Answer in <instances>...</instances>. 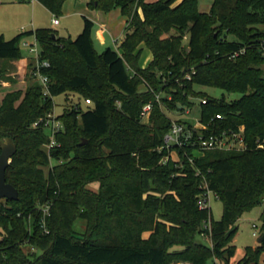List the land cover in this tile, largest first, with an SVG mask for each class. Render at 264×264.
Masks as SVG:
<instances>
[{"label": "trees", "instance_id": "obj_1", "mask_svg": "<svg viewBox=\"0 0 264 264\" xmlns=\"http://www.w3.org/2000/svg\"><path fill=\"white\" fill-rule=\"evenodd\" d=\"M37 1L60 15L66 0ZM88 7L120 9L127 32L117 50L97 54L94 23L85 16L75 39L47 28L22 31L11 40L0 36V60L26 58L22 42L36 37L41 60L50 63L44 73L51 94L43 95L28 56L34 84L0 100V154L1 142L12 137L17 152L6 178L19 192L18 200L0 202V264H210L214 258L230 264L239 220L263 206L256 228L262 241L248 246L238 263L259 264L264 0H213L209 12H200L199 0H89ZM143 47L153 56L146 68L140 66ZM200 86L241 96L216 99L198 91ZM153 91L162 94L161 103L154 102L144 123L142 110L154 101ZM64 94L66 106L58 115L62 146L49 154L46 129L33 124L53 112L54 98ZM195 98H201L200 127L181 116ZM169 111L196 140L242 128L246 148L198 154L185 145L177 148L175 161L170 157L175 149L164 144L177 119ZM93 183L99 184L97 191L89 188ZM208 192L223 202L218 221L210 207L198 205ZM46 202H52L48 233L38 209ZM77 220L85 222V232L74 229ZM209 222L210 231L204 229ZM198 235L211 247L197 242Z\"/></svg>", "mask_w": 264, "mask_h": 264}, {"label": "rangeland", "instance_id": "obj_2", "mask_svg": "<svg viewBox=\"0 0 264 264\" xmlns=\"http://www.w3.org/2000/svg\"><path fill=\"white\" fill-rule=\"evenodd\" d=\"M147 2H154L156 0H146ZM213 0H199L200 12H209ZM89 0H66L62 13L60 15H53L38 1L31 3L23 0H0V36H3L6 40H11L17 36L23 30L35 31L41 28H47L55 33L59 37L75 39L84 28V16L93 18L94 27L92 31V39L94 48L97 54L103 53L107 48H113L117 50L119 44L124 39L123 30L125 24L123 23V17L119 9L111 11H102L90 9L88 7ZM93 10V11H92ZM54 19L59 20V24L53 23ZM102 22L106 24L104 30H102ZM100 30L103 31V38H99ZM113 37L118 39V45L115 44ZM104 39V40H103ZM30 42H33V37L29 38ZM185 38V43H187ZM22 54L25 59L24 64L8 65L4 63L13 62L17 63L18 60H0V100L8 93L14 90L25 91L30 85L34 84L33 79L29 74L30 59L28 58L29 52L25 48H21ZM151 55V51L143 47V54L141 57L142 63L147 62ZM20 61V60H19ZM12 79L8 81L7 79ZM143 91L144 88L141 87ZM198 91L206 93L208 96L220 99L224 97L226 100L238 99L241 95L237 93H228L222 89L215 87H197ZM73 98V97H72ZM55 112L59 115L62 114L66 106V95H59L54 98ZM191 113L184 117L188 121H192L191 124L199 126L197 118L201 112V98L193 99V105L190 107ZM169 115L174 118L178 116L170 113ZM144 123L149 120L144 119ZM175 159L176 153L173 154ZM90 189L97 191L99 189L98 183H93L89 186ZM208 207L211 208L212 216L215 221H218L222 217L223 202L216 196L215 193L209 192ZM263 211V206H258L245 213V215L238 222V232L234 238L233 244L236 247V253L231 259V264H238L245 254V249L248 246L255 247L259 240V229H254L253 224L260 225V216ZM74 229L78 232H85L86 225L83 220H77L74 223ZM257 235H254V233ZM149 233H145L144 237H148ZM1 238V235H0ZM197 242L211 247L209 239L198 235ZM173 262L171 264H175ZM259 264H264V255L260 259Z\"/></svg>", "mask_w": 264, "mask_h": 264}, {"label": "built area", "instance_id": "obj_3", "mask_svg": "<svg viewBox=\"0 0 264 264\" xmlns=\"http://www.w3.org/2000/svg\"><path fill=\"white\" fill-rule=\"evenodd\" d=\"M23 1H29L31 3H35L37 0H23ZM53 23L55 25L59 24L58 19H54ZM25 31V30H23ZM22 47L25 48L32 59L33 62V77L36 81L40 83V85L43 88V95L44 96H50V88H49V77L44 73L46 69L50 67V63L46 60H41L40 58V48L38 45V41L36 37H33V42H30L29 39H26L22 42ZM190 75H187V79H190ZM154 101L148 102L142 110V119H148L150 117L152 108L154 106V102L161 103V93L154 92ZM89 103L90 100H87ZM207 102L206 99L202 100V103L205 104ZM120 105V103H119ZM191 111L189 109H186L182 117H187ZM217 118H221L220 115L217 116ZM34 128L43 127L46 129L49 141L45 145L46 151L50 154V152L54 149L61 148L62 144L59 141V135L63 133L64 131V125L62 121L58 118V114L55 112V109L53 112L49 113L47 116L41 118L40 120L36 121L33 124ZM164 144L167 149H175L171 152L170 157L178 161L179 156L177 152V148H183L185 145L191 146L195 149V152L198 154H202L201 152L205 149H219V150H242L246 148V144L243 137V129L241 128L239 132L237 133H231V134H222L220 137L218 136H210L209 138H204L202 134H200L196 139H194V131L189 128L187 125H184L180 123L177 119L172 120V126L170 131L165 135L164 137ZM198 146V148H197ZM176 153L177 158L175 159L173 157V154ZM168 156L164 158V161L166 162L168 160ZM208 198H209V192L205 195H202L200 199L198 200V205L200 208H207L208 206ZM52 207V202H46L42 205L38 206L39 211L42 213V218L40 220L41 225L44 227V231L48 233V229L46 227V218L50 215ZM29 231L31 232L32 229V221L31 218H29ZM253 228L256 229L257 225L253 224ZM204 229H207L210 231L211 224L210 222L208 224L204 225ZM254 235H257L255 232ZM175 264H189L185 262H177ZM210 264H222V262L214 258L213 261Z\"/></svg>", "mask_w": 264, "mask_h": 264}, {"label": "water", "instance_id": "obj_4", "mask_svg": "<svg viewBox=\"0 0 264 264\" xmlns=\"http://www.w3.org/2000/svg\"><path fill=\"white\" fill-rule=\"evenodd\" d=\"M56 36L53 34V38ZM17 152V146L12 137L1 142L0 154V202L3 200L16 201L19 199V192L14 185L7 182L6 170ZM262 239L258 242L260 243Z\"/></svg>", "mask_w": 264, "mask_h": 264}, {"label": "crops", "instance_id": "obj_5", "mask_svg": "<svg viewBox=\"0 0 264 264\" xmlns=\"http://www.w3.org/2000/svg\"><path fill=\"white\" fill-rule=\"evenodd\" d=\"M120 10V9H119ZM93 11V10H92ZM86 17V16H85ZM123 18V23L125 24V29L123 30V36L125 37V34H126V32H127V20H126V18L124 17V16H122ZM88 18V17H87ZM88 19H90L93 23H94V21H93V18L91 19V18H88ZM101 26H102V30H104V27L106 26V24L104 23V22H102V24H101ZM100 34H101V36L99 35V38H103V36H102V34H103V31H101L100 30ZM118 39H119V37H117ZM118 39H116L115 37H113V40L115 41V44L116 45H118ZM104 40V39H103ZM123 41V40H122ZM121 41V42H122ZM120 45V44H119ZM143 54V53H142ZM142 57V56H141ZM153 60V56H152V53H151V55H150V57L148 58V60H147V62H145V63H142V61H141V59H140V66L142 67V68H146V67H148L149 66V64L151 63V61ZM23 61H25V59H22V60H18L17 61V63H15V61H13V62H8V63H4V64H8V65H15V64H18V65H21V64H24V62ZM260 240V239H259ZM258 240V241H259ZM264 255V254H263ZM262 255V256H263ZM230 264H231V261H230Z\"/></svg>", "mask_w": 264, "mask_h": 264}]
</instances>
